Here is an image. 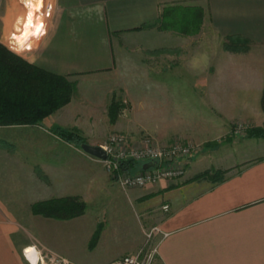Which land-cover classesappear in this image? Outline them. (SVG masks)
Returning <instances> with one entry per match:
<instances>
[{
	"label": "crops",
	"instance_id": "1",
	"mask_svg": "<svg viewBox=\"0 0 264 264\" xmlns=\"http://www.w3.org/2000/svg\"><path fill=\"white\" fill-rule=\"evenodd\" d=\"M45 5L46 33L41 32L34 47H23L28 51L19 54L31 63L80 85L87 76L128 84L122 73L130 62L168 67V82H174L171 68L181 64L187 51L195 49L204 61L208 59L204 57L211 49L204 44V34L221 43L235 38L248 43L249 57L238 53L225 64L229 72L219 74L216 81L237 85L231 91L222 90L217 98L232 99L233 113L239 107L238 97L250 100L240 104L248 114L256 110L255 100L264 90V62L256 58V51H264V0H45ZM168 5L200 7V32L185 35L160 29L157 23ZM41 19L22 45L32 42ZM148 24L153 26L145 27ZM197 35L201 39L194 45L192 38ZM179 50L184 56H178ZM80 98L76 96L41 124L0 125V264H25L22 248L27 243H18L17 236L28 227L52 251L57 250L53 241L70 240L74 253L60 254L77 264H107L134 253L143 243L141 223L130 231V214H121L114 221L119 230L109 226L112 221L105 224L97 246L84 258L75 246L79 241L89 242L99 214L58 219L31 211L38 201L75 195L87 198L109 179L102 170L103 160L51 131L64 123L61 116L67 113L76 123L79 110L93 116V124L99 121L95 116L104 115L112 127L107 120L108 104L100 96L92 103ZM202 169L204 158H197L187 179ZM140 192L131 197V203L138 213L157 211L158 226L165 233H159L157 241V257L163 264H264V160L230 171L219 183L161 180ZM163 203L169 204V211L158 210Z\"/></svg>",
	"mask_w": 264,
	"mask_h": 264
},
{
	"label": "rangeland",
	"instance_id": "2",
	"mask_svg": "<svg viewBox=\"0 0 264 264\" xmlns=\"http://www.w3.org/2000/svg\"><path fill=\"white\" fill-rule=\"evenodd\" d=\"M32 1L36 3L32 17L25 30L20 33L24 15H26L28 10L25 1L0 0V42L17 54L28 51L24 49L26 45L20 46L19 44L23 40H27L28 42L30 31L39 19L42 18L38 32L29 45L34 47L36 43L35 38L41 36L42 30L47 29L46 15L48 7L45 5V0ZM15 33H20L18 40L15 38ZM192 39L195 45L201 37L197 35ZM204 44L208 49H211L209 52L207 51L209 56L204 57L208 59L204 61L195 49L191 52L187 51L186 58L183 57L180 60L181 64L171 68V73H175L174 82H168V67L143 66V63L139 62H130L129 67L123 71L122 78H127L128 84L110 83L100 79H96L95 81L88 76L81 78V85L69 80L75 87L72 99L55 112L62 111L76 96L78 98L81 97V101L88 103H92L96 100L97 96H100L108 104L107 120L110 118L109 122L113 125L111 127L105 122L104 115L95 116L99 121L93 124L91 119L93 116L79 113V110L75 114V117L78 116L76 123L72 120L71 114L67 113V115H63V118L61 116L64 123L54 125L53 128L76 129L84 137L85 142L97 145L106 144L112 136L121 135L124 138V142L121 141V143L114 146L117 152H121L125 148L140 149L152 143L161 145H168L174 142L191 143L198 147L197 154L193 158H190L189 161L176 165V167L185 168V173L182 176L176 179H169L170 181H177V183L197 179L219 183L228 177L230 171H240L250 164L263 161L264 137H250L248 129L254 126L264 127V90L262 95L258 96L255 100L256 110H251V112L253 111L251 114H248V110L244 109V107L240 108V104H248L250 100L238 97L237 104L239 107H236L237 110L233 113L232 99L217 98V95L221 94L222 90L231 91L236 87L234 85L237 84L218 82L216 79L220 78L219 74L229 72L230 68L229 66H225V64L233 57H237L238 53H245L246 57H249L248 43L235 38H228L224 40V43H221L211 36L204 34ZM180 53L184 56V52L179 50L177 52L179 57ZM204 53L206 52L204 51ZM256 53L257 61L263 63L264 51H256ZM150 60H148L149 65L151 64ZM261 69L263 70L264 68ZM219 71L220 73H218ZM111 86L114 88L112 91L109 89ZM113 101L119 104L118 115L114 122H112L109 114V108ZM251 102L254 103L253 100ZM71 144L82 149L74 143ZM201 157L204 158V169L187 179L191 164ZM102 170L105 174L109 175L108 181L102 183L103 186L101 185L100 187L99 184V188L95 189L94 193L87 198L83 195H75L86 204L84 214L87 212L89 214H99V217L96 219L98 223L96 226H91V228H94V233L89 242L84 243L79 241L75 246V252L84 258L89 256L90 251L94 250L97 246L105 224H109L112 221L113 224L111 225L110 223L109 226L119 230V223H114V221L121 214L123 216L124 214H130L129 219H127L130 231L135 228V223H141L140 225H142L143 243L138 250L147 243V240L150 238L148 234L154 227L158 226L156 219L157 211L148 212L146 210V212L138 213L131 203V197L142 194L140 192L142 189L154 184L126 188L115 180L113 172L106 162ZM136 171L138 170H134L133 172ZM126 190L129 191L127 192ZM164 205L165 203L158 210H162ZM97 233L99 235L95 240ZM158 236L159 232H153L151 237L152 246L157 245ZM17 241L18 243L26 241L27 244L22 248L23 252L25 247L30 245L38 246L41 251H52V249L40 242L31 227L24 228L22 233L18 234ZM53 244L57 249V252L52 251L55 254L65 251L70 252L73 248V244L67 239L53 241ZM157 256L152 264H163ZM23 257L25 264H31L24 253ZM70 260L74 264H77L72 259Z\"/></svg>",
	"mask_w": 264,
	"mask_h": 264
},
{
	"label": "trees",
	"instance_id": "3",
	"mask_svg": "<svg viewBox=\"0 0 264 264\" xmlns=\"http://www.w3.org/2000/svg\"><path fill=\"white\" fill-rule=\"evenodd\" d=\"M203 22V11L198 6L168 5L162 10L158 27L185 35H196ZM151 27L148 24L145 27ZM74 85L66 75L48 71L29 62L0 42V125H37L64 104L71 101ZM112 122L118 115L119 104L112 102L109 108ZM51 131L62 139L81 147L85 142L78 130L61 127ZM250 137H264V127L248 129ZM143 164L135 160H121L119 171L142 170ZM200 177V176H198ZM32 212L47 217L70 219L86 211V204L79 197L69 196L38 201L32 204ZM95 236V240L98 237Z\"/></svg>",
	"mask_w": 264,
	"mask_h": 264
},
{
	"label": "built area",
	"instance_id": "4",
	"mask_svg": "<svg viewBox=\"0 0 264 264\" xmlns=\"http://www.w3.org/2000/svg\"><path fill=\"white\" fill-rule=\"evenodd\" d=\"M24 1L29 9L32 5V0ZM45 33L46 30H42L41 35ZM29 46V44L26 45V48ZM123 140V136L115 135L110 138L108 143L101 146L108 153V158L104 162L112 170L115 180L126 188L143 187L148 184L157 183L160 180L176 179L182 176L185 173V168L176 167V165L189 161L190 158H193L197 154L198 150V147L191 143L174 142L168 145L152 143L140 149L125 148L121 152H117L114 146L121 143V141L124 142ZM129 158L143 164L155 161L156 165L136 172L119 171L121 159ZM162 209L169 211V204H165ZM155 231L165 235L159 226L154 227L148 234L150 238L147 240V243L136 253L121 256L107 264H152L158 253V245H151V237ZM29 248H33L32 252L28 251ZM24 255L31 264H74L68 257L55 254L52 251H41L36 245L25 247Z\"/></svg>",
	"mask_w": 264,
	"mask_h": 264
},
{
	"label": "water",
	"instance_id": "5",
	"mask_svg": "<svg viewBox=\"0 0 264 264\" xmlns=\"http://www.w3.org/2000/svg\"><path fill=\"white\" fill-rule=\"evenodd\" d=\"M81 148L87 152L88 154L101 159V160H106L108 158V153L107 151L103 148L101 145H93L87 142L82 143ZM156 162L155 161H150L147 162L143 165L144 169H148L152 166H155Z\"/></svg>",
	"mask_w": 264,
	"mask_h": 264
},
{
	"label": "bare ground",
	"instance_id": "6",
	"mask_svg": "<svg viewBox=\"0 0 264 264\" xmlns=\"http://www.w3.org/2000/svg\"><path fill=\"white\" fill-rule=\"evenodd\" d=\"M35 2L34 1H32V5H31V7L27 10V12H26V15H24L25 17H24V20H23V25H21L22 27L20 28L21 29V32L20 33H22L23 32V30H25V28L27 27V25H28V23H29V21H30V19H31V17H32V12H33V10H34V8H35ZM24 11V10H23ZM13 29H15V28H13ZM18 29V28H17ZM14 31V30H13ZM20 33H15L14 35H15V38H17V40H18V37H19V34ZM12 38V37H11ZM12 43V42H11ZM14 44V43H13ZM20 46H24V45H22V44H19ZM32 250H33V248H29L28 249V251L29 252H32Z\"/></svg>",
	"mask_w": 264,
	"mask_h": 264
}]
</instances>
